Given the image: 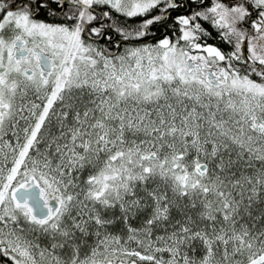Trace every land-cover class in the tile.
<instances>
[{"label":"snow or ice","instance_id":"obj_1","mask_svg":"<svg viewBox=\"0 0 264 264\" xmlns=\"http://www.w3.org/2000/svg\"><path fill=\"white\" fill-rule=\"evenodd\" d=\"M0 264H264V0H0Z\"/></svg>","mask_w":264,"mask_h":264}]
</instances>
